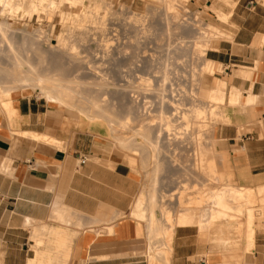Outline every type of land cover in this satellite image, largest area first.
Returning <instances> with one entry per match:
<instances>
[{"label": "crops", "instance_id": "0c3cea01", "mask_svg": "<svg viewBox=\"0 0 264 264\" xmlns=\"http://www.w3.org/2000/svg\"><path fill=\"white\" fill-rule=\"evenodd\" d=\"M210 1L193 3L204 8ZM219 2L233 13L215 5L211 10L228 16L233 38L209 50L206 58L214 64L212 86L227 90V100L235 95L240 104L229 109L232 125L220 124L213 139L227 155L236 183L252 189L264 185V8L250 0ZM220 66L224 74L217 73ZM12 104L13 125L0 114V264H29L36 251L46 252L50 232L34 235L33 229H67L58 220L60 212L74 224L68 230L78 233L68 264H148L142 247L149 236L143 231L139 238L137 222L129 216L139 175L123 164H106L101 144L87 134H61L46 102L14 93ZM19 132L46 133L61 141L62 148L31 143ZM118 214L121 218L113 220ZM106 216L111 220L105 222ZM263 235H255L250 263L264 264ZM172 239L169 264H233L224 262L238 260L240 252H218L242 250L235 236L221 249L195 227L176 228Z\"/></svg>", "mask_w": 264, "mask_h": 264}, {"label": "rangeland", "instance_id": "374dc122", "mask_svg": "<svg viewBox=\"0 0 264 264\" xmlns=\"http://www.w3.org/2000/svg\"><path fill=\"white\" fill-rule=\"evenodd\" d=\"M28 1L30 2V0H28ZM81 1L83 2V5L86 4V5H84L85 8L79 7L77 5H73L72 3H69V2H64V4L61 7H59L58 10H56L53 15H51L52 13L51 14L47 13L45 7H43V10L39 11L40 13L38 12L36 14L35 13L30 14L26 11H20L21 13L25 12L26 14L25 13L20 14V12L16 13L15 11H13L11 14H8L7 12L2 11V8H0V23H9V26L11 28V31L8 33V36H7L10 40L9 41L10 43L8 44V42H5L6 43L5 44L3 42L0 44V46H1L0 50L3 51L6 48L5 52L0 51L1 52L0 53V68L6 69V70L8 69L9 71L12 70L13 69V66H12L13 62L12 61L14 60V58L18 57L17 59H19L20 62L23 61L21 63V65L24 64L23 65L24 67H22V66H21L22 68L20 67L21 70L24 69V71H28L29 69H35V72H36V70L38 69L37 70L38 72H40V71L43 73L47 72L45 74H47L51 77H54L56 80H58L56 82H58V83L60 82L62 84H63V82H61V80L64 79L63 81H67L69 79L68 81L71 83H68L67 85L73 91L72 95L75 98L78 97L77 93L80 92L82 87H85V84H86L85 82H87V81H83V80H88V79H84V78L92 76L93 74L96 78H98V76H99L101 80H99V78L97 80L95 78L94 80H95V82L97 81L96 83H99L101 81L99 83L100 85L104 82L103 83L104 88H102V90L99 89L102 93L99 91L100 93L97 92V94L95 96H97L99 98L101 96V94L102 95L104 94V96H102L103 98H101V97L100 98L102 100L104 99V101L106 100L105 104H108L109 105V106L107 105L108 107H112V108H110V110L112 109L111 110L112 112L115 111L113 117L118 114L117 116H119V118L121 116L122 117L121 119L125 120V121L121 120L122 122H126L129 120V117H127L128 115L126 116L124 114L126 111V108H125L127 105L126 102L129 99L128 98L129 96L127 94L130 91V89L127 88L126 86H132V87H133V85L136 86V87H133L134 92L135 91H141V90H143L142 88H144V87L146 88V90L149 89V90H147L148 92L145 90V88L141 92H135V97L137 98V100L138 99L142 100V101L138 100L137 101L138 103L143 102V101L144 102L147 101V103L150 102L147 106H149V109L151 110L150 112H153V111L155 112L156 111V109H155L156 103L159 101L157 99L158 94L159 95L163 94V96L167 95L168 97L173 94L169 98H171V100H173L172 99V97H173L174 100H176V101L179 98L178 102L182 99L183 100L185 99V101L179 102L180 104L183 103V105H181V106H183L182 108H185L187 106V103L190 102V99H192V97H194V92H195L194 98L199 97L200 94H197V93H199V91L197 90L199 88V85H198L199 80H204L205 81L204 83L205 84L207 83V85H209V86L214 84V82H213L214 75L211 78L209 77L207 79H204L203 75L200 72H197V69L201 65V63L204 61V59H207L206 58L207 52L209 50H214L216 48H219V45L221 43L230 42V41H232V39L229 37H226V38H222V37L219 38L218 37V39H219L218 40L216 37L208 38L210 36H207V38L209 40L208 39L205 40V38H202L200 35H197V34L202 32L204 25H208L210 27H212V25H214L215 27L217 26L221 30H223V32H227L228 35H232V32H231L232 25H231L230 19L226 23H220L219 21H217L215 13L211 10V6L215 5V6L222 7V9L225 13H229V12L233 13L231 7L224 6V5L221 6L219 0H211L210 3H207L204 8L200 7L199 5H195L193 3V0H167L169 2H166V0H104V2H103L104 4L102 5V8L100 9L101 11L99 10V12L97 14H95V17H93L94 18L93 22L92 21L87 22L88 24L84 23V24H81V27H78V25L71 24L70 21H67L66 17L67 16L75 17L77 15H81L82 13H84V10L85 11L92 10L91 6L93 3L91 1H93V0H81ZM234 1L237 2L238 0H234ZM29 2L27 3V0L23 2L24 8L27 10L30 9V8H28L29 4H30ZM170 2L173 3V5H174L173 10H170V4H168ZM250 2L255 3V5H258V6H261L264 8V0H250ZM88 3L90 5H88ZM88 7H91V9ZM105 12H107V13H105ZM60 13H63L65 15L64 20H62ZM101 15H104L103 16L104 18ZM198 29H200L199 32H198ZM37 31H39V32H37ZM61 32L65 35L63 37L62 43L58 42L56 39V36L59 35V33H61ZM176 33H177V35H176ZM20 38L22 40H20ZM204 41H207V42L203 43ZM199 42H200V44L201 43H203V45L205 44L204 45L205 47L202 45L204 48L202 46H201L202 48H200L201 51H203L201 54L203 55V53H204L205 56H201V54H200V56L202 58L201 57L198 58L197 56H196L197 57L196 58L193 55H192V57L188 56V55H190L191 51H194L196 49V47H194L193 49H191V48L196 43L198 44ZM64 45H65V47H64ZM188 49L189 50L191 49V50L188 51ZM186 51H188L190 53L185 54ZM39 52H41V53H39ZM34 53H36V54L34 55ZM39 54H42V55H39ZM185 55H187L188 58ZM40 56H42L43 58H46V59L54 56L55 58L53 57L52 61H53V59L57 60L61 56L59 59L63 58V60L58 59L60 62H57V61L54 62L53 61V66H54V70H53L52 61H51V63L49 62L51 60V58H49V61H47L45 59L44 60L42 59V61H41ZM56 57H57V59H56ZM184 57H185V59H184ZM203 57H205V58H203ZM193 58H194V60L192 61L191 59H193ZM173 59H175V60L181 59L180 62L178 60L179 64L177 63V61H175V63L177 65H179V67L178 66L175 67L178 71H176L175 69H171L170 65H174ZM185 60L188 62L187 64L189 66H190V64L194 63L193 66L196 68L195 69L196 74L192 75V76H194L193 77L194 79L190 75V73H192V71L190 72V70L187 68L189 66L187 65L184 67V65H186ZM163 61H165V62H163ZM27 62H29V63L27 64ZM56 63H63L62 64L63 67H60L61 70H60V68L59 69L57 68L59 66H56L55 65ZM10 66L12 67V69ZM26 67L29 69L28 70L25 69ZM182 68L183 69L185 68L183 70L184 72H186V73L188 72L187 75H185L186 73L184 74V72L182 71ZM107 69H109V70H107ZM220 69L221 70H218L217 73L224 74L225 71H224L223 67L220 66ZM179 71H180V73H179ZM181 71L183 72V74ZM88 72L91 74H89ZM177 73H179V74L177 75ZM126 74L128 76H126ZM136 75L139 77H137ZM162 75H164L165 78L168 77V79H165L166 80L165 84H164V82H161L162 78H164V76L162 77ZM176 75H177V77H176ZM179 75H181L183 77H180ZM188 75H189V78L186 77ZM85 76H87V77H85ZM94 76H92V77H94ZM125 76L127 78L128 77L129 78L127 79ZM140 76H141V78H140ZM65 77H67V78H65ZM101 77L103 78V82H102ZM175 77L178 78V81L180 79L181 82L179 81L180 82L179 83ZM184 77H185V79H184ZM131 78H133V79L131 80ZM139 79H141V80H139ZM144 79H146L147 81H144ZM148 79H149L150 83L148 82ZM190 79H192L193 81H190ZM196 79H197V81H196ZM94 80H88V82L94 83ZM98 80H99V82H98ZM163 81H164V79H163ZM194 81H196V82H194ZM145 82L146 83L148 82L149 86H145L146 85ZM176 83H177V85H176ZM64 84H66V83H64ZM160 85L161 86L164 85V86H162V87H164V89ZM138 86H140L142 88H140ZM150 86H154L153 87L154 89ZM114 87L116 88V90ZM120 87H123V88H120ZM169 87L171 90L169 89ZM178 87H180V88H178ZM97 88H99V87H97ZM97 88H94V90L96 89V91H98ZM138 88H139V90H137ZM128 89H129V91H128ZM150 89H152L153 91H155V90L161 91L160 89H163V91L158 92V94H157ZM177 89H180V90L178 91ZM194 89L197 91H195ZM186 90H187L188 96L184 95V93L186 94V92H185ZM165 91H167V92H165ZM172 91L175 93H173ZM176 91H177V93H176ZM180 92L183 95V96L180 95V96H182V98L177 97L178 94H181ZM167 93H169V94H167ZM16 94H21L25 98H28V99L32 98L33 100H38L39 102H43V103L46 102V100L43 97H41L39 92L34 91L30 88L24 89L21 91H17ZM176 94H177V96H176ZM165 96H164V98H167V96L166 97ZM104 97H106V98H104ZM116 97H117L118 101H115ZM143 98H146V99L143 100ZM188 98H190V99H188ZM7 99L12 100V96H10V97L8 96V97L3 98V100H7ZM187 100H189V101H187ZM232 100H235L237 102L236 98L232 99L231 95H230L229 99L227 100V90H226V102L228 103L229 101H232ZM164 101H166V99H164ZM185 102H186V104H185ZM47 105H49V104L47 103ZM123 105H124V107H123ZM49 106H51L53 108L54 119H55V122L57 123V127H58L61 134H64L66 137L72 138L75 134L81 133V134H87L88 136L94 138L97 142H99L101 144L100 145L101 146L100 153L102 155L103 161L106 164H109V165L123 164V165H125V163H121V162H124V160H126V163L128 162L125 166H127L130 170H132L136 174H138L139 178H141V182L138 185V191H139L137 194L138 197L136 198V196H135V199L140 200L142 202L141 207H142V209H144L143 214L145 216L148 215L147 204L149 201L148 199L151 197V195H153L154 198H157L158 200L160 197L165 196L166 201L168 200L166 202V205L162 204L160 202L159 203L162 206L157 205V207H158L157 208L158 210H156L157 211V217L160 218V216H161L160 221L162 219V221H161L162 223L160 222L162 224V226L160 224L158 226H159V228L161 226V228L163 230L160 228L161 230L159 232H153L150 234L151 239L150 238L149 239L151 240V244H154L152 250L150 251L148 248V246L150 245L148 240H146L148 246L146 244L145 246L142 247L143 254H145V258L147 259L148 264L153 263V262L152 263L150 262L151 255L152 256H155V254L156 255L158 254L159 256L161 255L160 256L161 258L157 256L159 261H157V263L154 262L153 264H165V263L169 264L168 262H169V259L171 257V255H169V252H167V250H168L167 248L171 244V241H169V239L171 238V233L167 231L166 227H165L166 231L164 230V227H163V225H164L163 220L164 219H163L161 213L159 214L158 212H160V211L162 212V211H164L163 209H166L165 211H167V213H168L167 218H169L171 221H173L175 219V221L178 224L177 228H182L185 226L181 225V222H182L181 217L183 218L186 215H191V212H192L191 210H193L194 212H197V213H195V216L198 217L197 220L195 219L196 222L200 221V219L202 217L203 218L201 220L207 219V216L209 214L210 215L208 218H210V217L212 218V214H213V207H212L213 204L212 203H213L214 198H215V195H213V194H214V191H215V193H220V190L216 189V187H218V188L219 187L220 188L225 187L224 189L227 190L228 192L230 191L231 193H232V189L236 185L240 186V187H246V186L240 185L239 183H236V181L234 179V175L230 174V172H228V171L226 172L224 169V166H220V162H218V160L220 159V155H222L224 153H221L220 151L217 150V143L213 139V134H214L215 128L220 125V122L217 124H212L213 122L212 123L209 122L213 126V127L211 126L212 128H210V130L211 129H213V130L210 131L211 134L208 135L209 140H207L208 143L213 144L215 147L210 158H211V160L214 159L216 163L218 162L217 165H215V163H214L215 167H217L219 165L218 169L215 168V170L217 172L214 175H215V177L220 176V174L222 173V170H223V173L221 175L223 177H225L224 183H217V184H220V186H219L216 184L215 181H212L211 178H210L211 181L209 179L201 180L200 178H198L197 180L196 179L193 180V176L188 177L186 175V173H184L183 170H181V168H178V167H177V169H176V167L172 168L171 165L169 164L170 162L168 163L165 159H163L161 157L162 156L161 153L163 152V154H164L163 157H164L165 155H167L169 153L168 150H166L167 153L164 152L165 150H163V149L156 150L152 147L154 144H152V146H150V147L148 145H146L148 150L143 149L144 152H142V153L140 152L139 155L135 156V157H134V154H132V152L127 150V149L126 150L121 149L123 152L122 153V152H120L121 150L117 149L112 138L103 139V138L95 136L94 134L89 132L87 125L82 123L78 118L76 119L75 112H69V111L61 110L58 107L52 106V105H49ZM119 106H120V109H119ZM127 107H128V105H127ZM117 109L121 113H119V112L117 113V111H118ZM124 116H126L127 118L126 119L123 118ZM119 118H116V119L118 122H121ZM134 124L138 125V123H134ZM221 124H224V123H221ZM11 125H13V124H11ZM134 127H135V129H137V126H134ZM119 130H121V129H119ZM123 130L124 129H122V131ZM243 131H244V129L241 130V132H243ZM123 132L125 134L123 133L121 135V137L123 136L122 138H124V135H125V138H128V139L132 138V136H131L133 134L132 132L129 131V133H128L127 131L125 132V130ZM128 136H130V138ZM139 139L140 138H136L134 141H133V139L130 141V144H132V148L138 149V143H142L141 139L140 140ZM169 148L165 147L164 149H169ZM103 149L112 150V151H114L115 155H112L111 152H109V151H105L103 153L102 152ZM115 149H117V150H115ZM124 156L126 158H124ZM155 156L160 161H161V158L163 160L160 162L161 166L158 167V171L156 173H154L155 172L154 166L157 164L156 161H158V160H155L156 159ZM127 157L128 158H130V157L134 158L135 164H133V165L131 164L132 167H130V164H129L130 159H128ZM183 158H184V156H182V159ZM140 159H142L143 163H145V166L147 167L145 170L140 167V161H141ZM180 160L181 159H179V161ZM95 161L99 162L98 160H95ZM153 162L156 164L154 165ZM228 162L229 161H227V164H228ZM79 164H80V161H79ZM134 165H136V166L133 167ZM168 165H170V166H168ZM186 169H189V167H186ZM181 171L183 173H181ZM146 172H147V174H146ZM150 174H151V176H150ZM156 175H158V176H156ZM145 176H147V179L145 178ZM152 176H155L154 178H155V181L157 179V181H156L157 183L155 181L151 183L150 178H152ZM190 177H192V179H190ZM153 179H152V181H153ZM147 183H150L151 185L147 184ZM223 184H225L226 186H224ZM144 185H146L145 187L147 189L144 187ZM213 187H215V188H213ZM257 187H254L252 189H254V191L256 190V192H257ZM151 188L153 190H150ZM149 192L151 194H148ZM209 192H210V194H209ZM228 192H225V195L228 194V196H225V200L227 202H230V204L232 206H234V208H235V206L239 207L240 205L244 204L243 198H241V199L235 198V197L231 198L233 195H231L230 192L229 193ZM192 193H193V195H192ZM204 193H206V194H204ZM171 194H173L174 196H170ZM229 194L231 196H229ZM146 195H148L149 197ZM203 195H206L205 198L206 197L207 198L204 201H202L201 203L199 202L200 205H198L197 203H198V201L202 200V197L200 198V200L198 198L200 196H203ZM256 195H257V197H254V198L255 199L258 198L257 200H255L256 202L257 201L258 202L255 203V201L254 202L251 201L253 203H251L252 205H249V206L252 208V211L254 214L253 215V219H254L253 221H254V224L256 226L255 227L256 228L255 229L256 234L263 235L264 234V209H262V208H264V201L262 200L260 193L256 194ZM228 197H229V200H228ZM188 199H189V201H191V206L190 205H188V207L182 206V201L188 200ZM236 199H238V200H236ZM136 200L134 201V203L136 202ZM146 200H147V202H146ZM178 200H180L181 202H178ZM162 201L165 203V200H162ZM134 203H133V205H134ZM192 205L194 207L196 205L197 206L194 208V207H192ZM201 209L203 211H201ZM131 210H132V207L130 209V213H131ZM186 211H191V212L188 213ZM244 212H245V208H244ZM244 212H243V214H241L242 216H240V218H239L240 223H243L242 226L244 227V228L243 227L241 228L242 230L240 229L241 231H243L242 232V233H244L243 235H245V233H246V231H245L246 220L245 219L247 218V216H246V218L244 217L245 216ZM130 213H129V216H130ZM201 213L203 214V216ZM183 214H186V215H183ZM198 214H199V216H198ZM200 214H201V216H200ZM192 215H194V214H192ZM60 216H61V214L59 213L58 220H60L61 217L62 218L64 217L63 215L61 217ZM105 218H106L105 222H108L111 220V218L109 216H106ZM119 218H121L120 214H118L117 217H114L113 220H118ZM63 219H66V218H63ZM180 220H181V222H180ZM69 221H70V225L73 224V222L71 223L70 219H69ZM59 222H63V221H59ZM140 224L142 226L145 225L144 222L140 223ZM172 224H173L172 222H169V225H172ZM206 224H207V222L201 223V227L203 226L202 229H200L199 225H196V224H194V226L192 225L189 227H195L199 232L205 233L204 227H207ZM73 225H71V227ZM64 226L71 228L70 226L65 225V223H64ZM77 226L81 227V225H77ZM37 228L38 227L36 226L33 229L34 235H37V233H35V231H46V230H41L40 227L38 228L39 230ZM68 228H67V231H70V230H68ZM51 230L52 229H50V231ZM62 231L65 232L66 230H62ZM143 231L146 232L144 227L138 235L139 238H141L143 236ZM239 231L237 232V235H238ZM71 233H74V232H71ZM77 234L78 233L73 234V236L75 235L74 237H72L74 240H75V237L77 236ZM238 236L239 237L242 236L241 233ZM243 237L245 238V236H243ZM243 237L241 238L242 242L240 241L239 244L242 247V251H244V249H245L244 252L246 254L245 255L246 264H249L250 262H252V260L250 258H252V254H254L255 247L253 248L254 251L250 253L251 248L244 246L245 243L243 241H245V240ZM72 238H71V242H74V240H72ZM262 238H264V235L262 236ZM44 239L40 240V241H45ZM46 241H48V240H46ZM159 242H161V244H159ZM69 244L71 245V248H70V250L69 249L68 250L72 251V243H69ZM42 245H43V243L38 242L37 246H42ZM47 245H49V244H47ZM161 247H163V248H161ZM219 248L223 249L222 247H219ZM146 249L149 250L151 255L149 254L148 251H146ZM155 249H157V250H155ZM247 249H249V250H247ZM31 250H34V248H32ZM68 250H66V251L68 252ZM242 251L240 252V254L244 253ZM70 254H71V252H70ZM70 256L71 255H69V258H70Z\"/></svg>", "mask_w": 264, "mask_h": 264}, {"label": "bare ground", "instance_id": "6f19581e", "mask_svg": "<svg viewBox=\"0 0 264 264\" xmlns=\"http://www.w3.org/2000/svg\"><path fill=\"white\" fill-rule=\"evenodd\" d=\"M24 1L26 0H0V8L4 9L8 14H11L13 11H15L16 13L20 12V11H26L30 14H36L38 13L40 10H43V7H45L47 13L53 15L54 12L56 10H58L59 7H61L64 2H69V3H72L73 5H77L79 7H84V4L83 5V2L81 0H30V2L27 0V3L29 2V7L30 9H25L24 8ZM93 4H92V10H88V11H85L84 10V13H82L81 15H77L75 17H70V16H67L66 17V20L67 21H70L71 24H74V25H78V27H81V24H88L87 22H93L94 18L95 17V14H97L99 12V10L102 8V5L104 4V0H93L91 1ZM166 2H169L166 0ZM26 4V3H25ZM170 4V10H173L174 9V5L173 3H168ZM88 5H90L88 3ZM106 6V5H105ZM91 7H88L91 9ZM85 8V7H84ZM105 8V7H104ZM104 10V9H103ZM107 10V9H106ZM101 11V10H100ZM25 13V12H24ZM24 13H21L20 14H24ZM40 13V12H39ZM107 13V12H105ZM176 13V12H175ZM26 14V13H25ZM109 14V13H108ZM171 14V13H170ZM105 15V14H104ZM104 15H101L102 17ZM60 16L62 17V20H64L65 18V15L63 13H60ZM101 17V18H102ZM176 17V16H175ZM104 18V17H103ZM174 18V17H173ZM216 18H217V21H219L220 23H226L228 22V16L222 14V15H217L216 14ZM216 20V19H215ZM90 24V23H89ZM169 24V23H168ZM80 25V26H79ZM210 25V24H209ZM225 25V24H224ZM166 26V25H165ZM170 26V25H169ZM77 27V28H78ZM83 27V26H82ZM86 27V26H85ZM203 27V26H202ZM224 27V26H223ZM98 28V27H97ZM182 28V27H181ZM79 29V28H78ZM131 29V28H130ZM180 29V28H179ZM115 30V29H114ZM170 30V29H169ZM173 30V29H172ZM200 29H198V32H199ZM228 30V29H227ZM11 31V28L9 26V23H0V44L1 43H5V42H8V44L10 43L9 41V38L7 37L8 36V33ZM74 31V30H73ZM81 31V30H80ZM39 32V31H37ZM67 32V31H66ZM137 32V31H136ZM178 32V31H177ZM181 32V31H180ZM98 33V32H97ZM96 33V34H97ZM179 33V32H178ZM197 33V32H196ZM39 34V33H38ZM67 34V33H66ZM81 34V33H80ZM43 35V34H42ZM41 35V36H42ZM45 35V34H44ZM79 35V34H78ZM107 35V34H106ZM105 35V36H106ZM132 35V34H131ZM173 35V34H172ZM177 35V33H176ZM197 35H200L202 38H205L208 39V38H211V37H216L218 39V37H222V38H226V37H229V38H232V35H228L227 32H223V30H221L219 27H215L214 25H212V27L208 26V25H204L203 29H202V32H200L199 34ZM65 35L61 32L59 33V35L56 36V39L58 42L62 43L63 42V37ZM207 36H210L207 38ZM231 36V37H230ZM95 38V37H94ZM44 39V38H43ZM172 39V38H171ZM170 39V40H171ZM177 39V38H176ZM201 39V38H200ZM20 40H22L20 38ZM48 40V39H47ZM204 40V39H203ZM209 40V39H208ZM219 40V39H218ZM231 40V39H230ZM217 41V40H216ZM207 41H204L203 43H205ZM43 43V42H42ZM101 43V42H100ZM203 43L200 44V42L197 44H193L194 46L191 48L193 49L194 47H196V49L194 51H190L188 49V51H186L185 54L187 53H190V55L188 56H197L198 58L201 57V56H205L204 53L203 55L201 54L203 51H201L200 48H202L204 45ZM6 44V43H5ZM20 44V43H19ZM23 44V43H22ZM59 44V43H58ZM67 44V43H66ZM98 44V43H97ZM37 45V44H36ZM69 45V44H68ZM188 45V44H187ZM190 45V44H189ZM203 45V46H202ZM5 46V45H4ZM20 46V45H19ZM202 46V47H201ZM208 46V45H207ZM3 47V46H2ZM11 47V46H10ZM13 47V46H12ZM29 47V46H28ZM65 47V45H64ZM69 47V46H68ZM178 47V46H177ZM191 47V46H190ZM189 47V48H190ZM205 47V46H204ZM203 47V48H204ZM9 48V47H8ZM21 48V47H20ZM31 48V47H30ZM0 49H1V46H0ZM4 49V48H3ZM6 49V48H5ZM5 49L2 51V52H5ZM10 49V48H9ZM55 49V48H54ZM12 50V49H11ZM45 50V49H44ZM163 50V49H162ZM181 50V49H180ZM204 50V49H203ZM13 51V50H12ZM182 51V50H181ZM48 52V51H47ZM207 52V51H206ZM1 53V52H0ZM41 53V52H39ZM183 53V52H182ZM36 53H34L35 55ZM201 54V56H200ZM39 55H42V54H39ZM47 56V55H46ZM101 56V55H100ZM179 56V55H178ZM187 56V55H185ZM187 56V58H188ZM54 57V56H53ZM53 57H49L51 58V60L49 61V58L46 59V58H43L42 56H40L41 58V61L42 59L44 60H47L51 63L52 61V58ZM61 57V56H60ZM59 57V58H60ZM169 57V56H168ZM194 57V58H195ZM196 57V58H197ZM5 58V57H4ZM18 57L14 58V60L12 61L13 63V69L11 67L12 70H6V69H3V68H0V114H3L4 117L8 120V122L10 124H13V104H12V100L11 99H7V100H3L4 97H10L12 96V94H16L17 91H21V90H24V89H32L34 91H37L39 92V94L41 95V97H43L46 102L49 104V105H52V106H56L58 107L59 109L61 110H65V111H69V112H75L76 114V119L78 118L82 123H84L85 125H87L88 127V130L89 132H91L92 134H94L95 136H98L100 138H103V139H110L112 138L113 142L115 143L117 149L121 150H129L132 152V154H134V157L135 156H138L139 153L141 152H144L143 149H147V146L148 145L149 147L152 146V144H154L152 147L156 150H165L164 152L167 153L166 150H168V156L165 155L163 157V152L161 153L162 154V158L165 159L170 165L172 168L177 167L178 168H181V170H183L184 173H186V175L189 177V176H193V180L194 179H198L200 178L201 180H205V179H209L210 178L212 179V181H215L216 184L217 183H224L225 182V177H223L221 174L223 173V170H222V173L220 174V176L218 177H215V173L217 172L215 170V168L218 169V166L215 167V165H217L218 162H220V166H224V169L225 171L227 172H230V174H232V169H230L227 164V161H228V157L227 155L224 153L222 155H220V161L218 160V162L216 163L215 160H211L210 156L211 154L213 153L214 151V145L213 144H210L208 143L207 140L208 139V135L211 134L210 131H212L213 129L210 130V128H212V124H217L220 122L221 123H224L222 125H232L231 123V118L229 116V109H234L235 106H237L239 103V101L237 100V102L235 100H232V101H229L228 103L226 102V91H223V90H219V89H216L214 88L212 85L209 86L207 85V83L205 84L204 80H199L198 81V85H199V88L197 89L199 91V93L197 94H200L199 97L197 98H194L195 97V92H194V97H192V99H190V102L187 103V106L185 105L186 102H185V108H182L183 106V103L180 104L179 102L180 101H185V99L183 100H180L178 102V99L177 101L174 100V98L172 97L173 100H171V96H167V98H164L163 96V92L161 93L162 95H159L158 92H161L163 91L164 85H160L163 89H160L161 91H153L155 93H157V99L159 100L157 103H156V106H155V109L156 111L154 112H150L151 110L149 109V106H147L149 103H147V101H143V102H137L138 100L139 101H142L141 99H138L135 97V92H141L144 90V88H142L143 90L141 91H133L134 88L133 87H136L133 85L132 86H126L129 91V93L127 94L129 97L128 101L126 102L127 105H126V111H125V115L127 117H129V120L126 121V122H122V121H125L124 119H121L122 117L120 116H117L114 115V112H112L110 110V108L112 107H108L109 105L108 104H105L106 100L104 101V99L102 100L101 98H103L102 96H104V94L102 95L101 94V98L95 96L97 94V92H99L102 88H104L103 86V78H102V84L100 85L99 83V80L100 77L98 76L99 80L98 82L99 83H96L95 82V76L94 74L92 76H85L87 78H84V79H88V80H94V83L93 82H88V80H83V81H87L85 82V87H82V89L80 90V92H78V97L75 98L73 95H72V90L71 88L67 85L68 83H71L69 82L67 79V81H63L61 80L62 83H58L54 77H51L43 72H38L36 70L35 72V69H29V68H25V69H29L28 71H24L21 70L22 67H24L23 65H21V63L23 62H20L19 59H17ZM24 58V57H23ZM55 58V57H54ZM58 58V59H59ZM171 58V57H170ZM190 58V57H189ZM191 59L192 61L194 60ZM202 58V57H201ZM205 58V57H203ZM38 59V58H37ZM57 59V57H56ZM55 60L53 59L54 62H60L59 60H63L62 59H59V60ZM135 59V58H134ZM141 59V58H140ZM185 59V57H184ZM65 60V59H64ZM67 60V59H66ZM126 60V59H125ZM162 60V59H161ZM178 60L179 62L181 61V59H173V62H174V65H170L171 66V69H175L176 71H178L175 67L179 65H177L175 63V61H177L178 63ZM26 61V60H25ZM33 61V60H32ZM53 61H52V66H53ZM115 61V60H114ZM186 61V60H185ZM203 61V60H202ZM46 62V61H45ZM48 62V63H49ZM65 62V61H64ZM68 62V61H67ZM165 62V61H163ZM183 62V61H182ZM29 62H27L28 64ZM31 63V62H30ZM44 63V62H43ZM143 63V62H142ZM170 63V62H169ZM188 62L186 61V65ZM192 63V62H191ZM58 64V65H57ZM63 63H56L55 65L56 66H59L57 67L58 69L60 67H63L62 66ZM131 64V63H130ZM179 64V63H178ZM190 64V63H189ZM3 65V64H2ZM31 65V64H30ZM74 65V64H73ZM194 63L190 64L189 67H187L190 72L192 71V73H190V75H194L196 74L195 72V67L193 66ZM22 66V67H21ZM65 66V65H64ZM183 66V65H182ZM21 67V68H20ZM34 67V66H33ZM119 67V66H118ZM124 67V66H123ZM177 67V68H178ZM181 67V66H180ZM36 68V67H35ZM43 68V67H42ZM126 68V67H125ZM45 69V68H44ZM145 69V68H144ZM185 69V68H184ZM182 68V71L184 70ZM53 70H54V66H53ZM57 70V69H56ZM55 70V71H56ZM61 70V68H60ZM101 70V69H100ZM109 70V69H107ZM115 70V69H114ZM174 70V71H175ZM180 70V69H179ZM52 71V70H51ZM59 71V70H58ZM73 71V70H72ZM102 71V70H101ZM181 71V72H182ZM109 72V71H108ZM184 72V71H183ZM182 72V74H183ZM197 72H200L204 79H207V78H211L213 75H214V64L212 61L208 60V59H204V61L201 63V65L198 67L197 69ZM89 73V72H88ZM130 73V72H129ZM144 73V72H143ZM176 73V72H175ZM180 73V71H179ZM177 73V75L179 74ZM186 72H184L185 74ZM188 73V72H187ZM187 73L185 75H187ZM91 74V73H89ZM105 74V73H104ZM111 74V73H110ZM128 74V73H127ZM126 74V76H128ZM134 75V74H133ZM166 75V74H165ZM176 75V77H177ZM184 75V76H185ZM55 76V75H54ZM125 76V77H126ZM130 76V75H129ZM137 76V75H136ZM164 75H162L163 77ZM180 77H183L181 75H179ZM178 76V77H179ZM123 77V76H122ZM139 77V76H137ZM143 77V76H142ZM170 77V76H169ZM175 77V78H176ZM189 78V75L186 76ZM194 76H192L193 78ZM67 78V77H65ZM96 78V80L98 79ZM124 78V77H123ZM127 78V77H126ZM129 78V77H128ZM127 78V79H128ZM135 78V77H134ZM141 78V76H140ZM146 78V77H145ZM197 78V77H196ZM126 79V80H127ZM133 78H131L132 80ZM143 79V78H142ZM160 79V78H159ZM164 79V81H163ZM165 79H168L165 78H162V81L161 82H164V84L166 83ZM172 79V78H171ZM185 79V77H184ZM194 79V78H193ZM125 80V79H124ZM130 80V81H131ZM141 80V79H139ZM175 80V79H174ZM173 80V81H174ZM176 80L178 81V78H176ZM187 80V79H186ZM185 80V81H186ZM60 81V80H59ZM144 81H147L146 79H144ZM168 81V80H167ZM172 81V80H171ZM176 81V82H177ZM180 81V79H179ZM178 81V82H179ZM190 81H193L192 79H190ZM197 81V79H196ZM194 81V82H196ZM148 82H149V79H148ZM146 83L145 86H149V83ZM169 82V81H168ZM177 82V83H178ZM181 82V81H180ZM179 82V83H180ZM66 83V84H64ZM131 83V82H130ZM176 83V85H177ZM178 83V84H179ZM188 83V82H187ZM158 84V83H157ZM168 84V83H167ZM159 85V84H158ZM170 85V84H169ZM192 85V84H191ZM197 85V86H198ZM99 87V88H97ZM101 87V88H100ZM150 87H154V86H150ZM160 87V88H161ZM173 87V86H172ZM181 87V86H180ZM178 87V88H180ZM192 87V86H191ZM94 88H97L98 91H96V89L94 90ZM115 88V87H114ZM120 88H123V87H120ZM166 88V87H165ZM176 88V87H175ZM188 88V87H187ZM186 88V89H187ZM136 89V88H135ZM154 89V88H153ZM158 89V88H157ZM170 89V87H169ZM168 89V90H169ZM192 89V88H191ZM116 90V88H115ZM139 90V88L137 89ZM146 90V88H145ZM149 90V89H147ZM146 90V91H147ZM167 90V89H166ZM171 90V89H170ZM174 90V89H173ZM178 91L180 89H177ZM189 90V89H188ZM195 90V89H194ZM195 90V91H197ZM107 91V90H106ZM127 91V90H126ZM145 91V92H146ZM184 91V90H183ZM101 92V91H100ZM99 92V93H100ZM148 92V91H147ZM167 92V91H165ZM173 92V91H172ZM182 92V91H181ZM180 92V93H181ZM186 94L184 93V95H187V90L185 91ZM102 93V92H101ZM175 93V92H173ZM177 93V91H176ZM190 93V92H189ZM193 93V92H192ZM115 94V93H114ZM165 94V93H164ZM169 94V93H167ZM108 95V94H107ZM106 95V96H107ZM182 95L181 94H176L177 97H181L180 96ZM112 96V95H111ZM120 96V95H119ZM118 96V97H119ZM122 96V95H121ZM165 96V97H166ZM175 96V97H176ZM188 96V95H187ZM186 96V97H187ZM229 96V95H228ZM109 97V96H108ZM107 97V98H108ZM176 97V98H177ZM190 97V96H189ZM106 98V97H104ZM136 98V99H135ZM194 98V99H193ZM235 98V95H232V99ZM238 98V96H237ZM81 99V100H80ZM101 99V100H100ZM116 99V100H115ZM114 100L115 101H118L117 100V97L115 98ZM146 98H143V100H145ZM164 99H166V101H164ZM170 99V100H169ZM80 100V101H79ZM110 100V99H109ZM113 100V99H112ZM120 101V100H119ZM189 101V100H187ZM111 103V102H110ZM109 103V104H110ZM121 104V103H120ZM108 105V106H107ZM118 105V104H117ZM124 107V105H123ZM119 109H120V106H119ZM124 109V108H123ZM122 109V110H123ZM118 110V109H117ZM121 111V110H120ZM119 112V110L117 111V113ZM121 113V112H119ZM66 114V113H65ZM71 114V113H70ZM123 114V113H122ZM121 114V115H122ZM123 114V115H124ZM126 116H124L123 118H127ZM71 117V116H70ZM116 118H119L121 122H118ZM75 119V120H76ZM247 120V119H246ZM212 124H210V123ZM237 122V121H235ZM124 123V124H123ZM134 123H138V125H135ZM134 124V125H133ZM237 124V123H236ZM234 125V124H233ZM242 125V124H240ZM247 125V124H245ZM134 126H137V129H135ZM212 126V127H211ZM10 127V126H9ZM244 127V126H243ZM11 128V127H10ZM121 129V130H119ZM122 129L125 130V132L127 131L129 133L132 132L133 134L131 135L132 138H130V136H128L130 139L128 138H125V135H124V138L121 137V135L124 133L122 131ZM135 129V130H134ZM12 130V128H11ZM10 131V130H9ZM25 131V130H23ZM12 132L15 134L17 133L15 130ZM88 132V131H87ZM86 132V133H87ZM122 132V133H121ZM90 133V134H91ZM20 136H22L24 139H28L29 141H31V143L33 142H37V143H43V144H47V145H50L54 148H57V149H60L62 147V143L61 141L53 138V137H50L48 134L46 133H33V132H19L18 133ZM125 134V133H124ZM135 137V138H134ZM136 138H140L142 143H138V149L136 148H132V144H130V141L133 139V141L136 139ZM139 139V140H140ZM128 141V142H127ZM137 146V145H136ZM169 148V149H164L165 147ZM115 148V147H114ZM115 149V150H117ZM153 149V150H154ZM150 150V149H149ZM105 151H109L111 153H114V151L112 150H109V149H104L103 152ZM122 152V150L120 151ZM155 152V151H154ZM157 152V151H156ZM123 153V152H122ZM117 154V153H116ZM160 154V153H159ZM158 154V155H159ZM118 155V154H117ZM141 155V154H140ZM119 156V155H118ZM182 156H184V158L182 159ZM129 157V156H128ZM127 157V158H128ZM156 157V156H155ZM159 157V156H158ZM124 158H126L124 156ZM123 158V159H124ZM161 158V161H163ZM219 158V157H218ZM122 159V160H123ZM130 159L129 160V164H130V167L131 164H135V160L134 158L130 157L128 158ZM179 159H181L179 161ZM140 167L142 169H146L147 167L145 166V163H143L142 159H140ZM155 160H158L156 161V163H154V168H155V172L156 173L158 171V167L161 166L160 164V160L156 159ZM165 161V162H166ZM214 161V162H213ZM121 163H125V165L128 163H126V160H124V162H121ZM215 163V165H214ZM128 164V165H129ZM167 164V163H166ZM224 164V165H223ZM149 165V164H148ZM168 165V166H170ZM136 165H134L133 167H135ZM167 166V165H166ZM151 167V166H150ZM164 167V166H163ZM186 167H189V169H186ZM163 169V168H162ZM169 169V168H168ZM179 170V169H178ZM232 172H231V171ZM60 172V171H59ZM150 172V171H149ZM153 172V171H152ZM181 171V173H183ZM221 172V171H220ZM166 173V172H165ZM147 174V172H146ZM149 174V173H148ZM189 174V175H188ZM153 175V174H152ZM155 175V174H154ZM180 175V174H179ZM184 175V174H183ZM151 176V174H150ZM158 176V175H156ZM181 176V175H180ZM215 178H214V177ZM217 176V175H216ZM155 176H152V178H150V181L151 183L155 181ZM179 177V176H178ZM187 177V178H188ZM145 178L147 179V176H145ZM149 178V177H148ZM154 178V179H153ZM153 179V181H152ZM190 179H192V177H190ZM145 180V179H144ZM149 180V179H148ZM146 181V180H145ZM157 181V179H156ZM155 181V182H156ZM211 181V180H210ZM147 182V181H146ZM157 183V182H156ZM195 183V182H194ZM214 183V182H213ZM147 184H150V183H147ZM196 184V183H195ZM228 184V183H227ZM151 185V184H150ZM220 186V184H217ZM224 186H226L225 184H223ZM222 185V186H223ZM146 185H144L145 187ZM221 186V187H222ZM216 187V186H215ZM213 187V188H215ZM146 188V187H145ZM168 188V187H167ZM223 188V189H222ZM222 188H218L216 187V189L220 190V193H215L214 191V194L215 195V198H214V201H213V214H212V218H208L209 215L207 216V219H203L200 221H197V218L195 216V213L197 212H194L193 210L191 211H186L188 213L191 212V215H186V214H183V215H186L184 216L183 218L181 217L182 219V222H181V225H184L185 227H189V226H194V224L196 225H199V228L202 229L201 227V223H205L207 222V227H204L205 228V234L208 236V237H211L213 238V242L215 244V246L217 247H223V246H226L230 240L232 239L233 236H235L236 238V241L238 242H242L241 238L243 236H245L244 240L243 241L245 244L244 246L248 247V248H251L250 249V253L254 251V247H255V235H256V226L254 224V219H253V211H252V208L249 206V205H252L251 203H253L255 200L254 197H257L256 194H261V197H262V200L264 201V185L262 186H259L257 188V192L256 190L254 191V189H244L241 188L240 186H235L233 189H232V193L230 192L231 195H233L231 198H243L244 199V204L240 205L239 207L235 206H232L230 204V202H227L225 200V196H228L225 195V192H228L227 190H225L224 188L225 187H222ZM147 189V188H146ZM150 190H153L152 188ZM215 190V189H214ZM213 191V190H212ZM152 192V191H151ZM211 192V191H210ZM209 192V194H210ZM228 192V193H229ZM148 194H151L150 192ZM206 194V193H204ZM208 194V195H209ZM229 194V196H231ZM193 195V193H192ZM212 195V194H211ZM256 195V196H255ZM148 196V195H146ZM170 196H174L173 194H171ZM206 195H203V196H200L198 199L200 200V198L202 197V200L201 201H198V205L199 202L201 203L202 201H204L206 198H205ZM149 197V196H148ZM147 197V198H148ZM259 197V196H258ZM260 197V198H261ZM146 198V199H147ZM204 198V199H203ZM227 198V197H226ZM254 198V199H253ZM63 199V198H62ZM148 204H147V212H148V215L145 216L143 214L144 212V209H142V202L140 200H136V202L134 203V205H132V210H131V213H130V217L132 219L135 220V222H137V234L139 235V233L142 231L143 227L144 229L146 230V233L147 235L149 236V238L151 239V233L153 232H159L162 228V219L160 221V218L157 217V211L158 210L157 208V205H160L162 206L160 203L162 204H165L166 205V197L163 196V197H160L159 200L157 198H154L153 195H151V197L148 199ZM162 200H165V203L162 201ZM182 200V199H181ZM228 200H229V197H228ZM238 200V199H236ZM57 201V200H56ZM241 201V200H240ZM253 201V202H251ZM147 202V200H146ZM160 202V203H159ZM178 202H181L180 200H178ZM184 202V203H183ZM258 202V201H257ZM255 201V203H257ZM241 203V202H240ZM254 203V204H255ZM193 204V203H192ZM237 204V203H236ZM188 205L191 206V201L188 200H183L182 201V206H186L188 207ZM195 205V204H194ZM159 206V207H160ZM197 206V205H196ZM195 206V207H196ZM207 206V205H206ZM192 207H194L192 205ZM194 207V208H195ZM237 207V208H236ZM161 208V207H160ZM200 208V207H199ZM243 208V209H242ZM244 208H245V212H244ZM146 209V208H145ZM162 209V208H161ZM192 209V208H191ZM264 209V208H262ZM160 210V209H159ZM164 211H160L158 212L159 214L161 213L162 217H163V221H164V230H165V227L167 229L168 232L171 233V240L172 237L174 236V233H175V229L177 228V222L175 221V219L173 221H171L168 217V213L167 211H165L166 209H163ZM211 210V209H210ZM59 211V210H58ZM201 211H203L201 209ZM205 211V210H204ZM57 212V211H55ZM63 212V211H62ZM66 212V211H65ZM185 212V213H186ZM194 212V213H193ZM207 212V211H206ZM205 212V213H206ZM245 214V218L247 216V218L245 219L246 222H245V235H243L244 233H242L243 231H241L242 229V224L243 223H240L239 221V218L240 216H242L241 214ZM52 213V212H51ZM204 213V212H203ZM58 214V213H57ZM61 216L64 215L60 212ZM68 214V213H67ZM194 214V215H192ZM202 214V213H201ZM200 214V216H201ZM197 215V214H196ZM59 216V215H58ZM60 216V217H61ZM182 216V215H181ZM199 216V214H198ZM203 216V214H202ZM59 217V218H60ZM65 218V217H63ZM61 217V219L59 221H63L61 223H65V225L67 226H70L73 225L71 224L70 225V221H69V216H68V219L66 217V219H63ZM180 218V217H179ZM206 218V217H205ZM243 218V217H242ZM63 219V220H62ZM196 219V220H195ZM30 220V219H29ZM71 220V219H70ZM179 220V219H178ZM31 221V220H30ZM30 221H26L28 223V225H30ZM239 221V222H238ZM143 223L145 225H141L140 223ZM161 222V223H160ZM169 222H172L173 224L172 225H169ZM26 223V224H27ZM71 223H72V220H71ZM34 224V223H33ZM135 224V225H136ZM161 225L160 228L158 225ZM31 226V225H30ZM113 226V225H112ZM112 226H109V232H111V227ZM133 226V225H132ZM64 227V226H63ZM56 228V227H55ZM52 229L50 231V229H47L45 226H40V229L41 230H46L45 233H47V231H49V239H48V242H49V248L46 249V252L44 251L43 254H40V253H37L36 251V256L34 259H31L29 260V264H68L69 262V255L71 251L70 248H71V245L69 243H73L71 242V238L74 237L73 234L75 233H71V231H67V229H63L61 227H57L58 229ZM159 228V229H158ZM244 228V227H243ZM38 229V228H37ZM241 229V230H240ZM39 230V229H38ZM62 230H66L65 232L62 231ZM72 230V229H71ZM133 230V228H132ZM136 230V228H135ZM163 230V229H162ZM241 232H240V231ZM166 231V230H165ZM239 231L238 235L241 233L242 236H238L237 235V232ZM44 232V231H43ZM108 232V230H107ZM163 232V231H162ZM161 232V233H162ZM119 234V233H118ZM133 233L131 232V235ZM109 235V234H107ZM113 235V234H112ZM105 236V235H104ZM111 236V234H110ZM120 236V235H119ZM118 236V238H119ZM147 236V238H148ZM76 238V237H75ZM122 238V237H121ZM148 238V239H149ZM240 238V239H239ZM126 239V238H125ZM148 240L149 241V250L151 251L152 248H153V245L154 244H151V240ZM169 239V241H171ZM47 240V239H46ZM72 240H74L72 238ZM168 240V239H167ZM47 242V241H46ZM154 242V241H153ZM172 242V241H171ZM170 243V242H169ZM158 244V243H157ZM148 245V244H147ZM171 245V244H170ZM163 248V247H161ZM69 249V250H68ZM167 252H169V254H171V251L173 252V250L171 249L170 246H168L167 248ZM68 250V252L66 251ZM148 249H146V251L149 252ZM157 250V249H155ZM249 250V249H247ZM242 250H228V251H222V252H218L220 254L222 253H238V252H241ZM245 251V249H244ZM242 251V252H244ZM65 252V253H64ZM67 252V253H66ZM69 253V254H68ZM147 253V252H146ZM148 254V253H147ZM150 254V252H149ZM151 255V254H150ZM154 255V254H153ZM167 255V254H166ZM245 252L242 253L240 256H239V259L234 261V262H224V263H233V264H246V257H245ZM253 255V254H252ZM149 256V255H148ZM160 257L158 254L155 256H152L150 257V262L154 263L158 260V257ZM71 257V256H70ZM165 257V256H164ZM168 257V256H167ZM69 258V259H68ZM161 258V257H160ZM170 260V259H169ZM168 261V260H167ZM171 262V261H170ZM168 262V263H170ZM152 263V264H153ZM166 264V263H165ZM249 264H254V263H249ZM257 264V263H256Z\"/></svg>", "mask_w": 264, "mask_h": 264}, {"label": "built area", "instance_id": "2783aa9c", "mask_svg": "<svg viewBox=\"0 0 264 264\" xmlns=\"http://www.w3.org/2000/svg\"><path fill=\"white\" fill-rule=\"evenodd\" d=\"M85 163H86V159L85 158H82L81 160H80V165H85Z\"/></svg>", "mask_w": 264, "mask_h": 264}]
</instances>
